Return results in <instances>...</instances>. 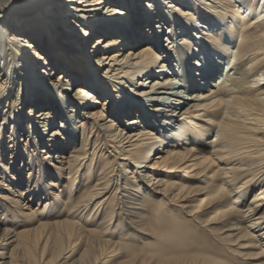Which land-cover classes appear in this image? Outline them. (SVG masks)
<instances>
[{"label":"bare ground","instance_id":"obj_1","mask_svg":"<svg viewBox=\"0 0 264 264\" xmlns=\"http://www.w3.org/2000/svg\"><path fill=\"white\" fill-rule=\"evenodd\" d=\"M0 224V264H264V0H0Z\"/></svg>","mask_w":264,"mask_h":264},{"label":"rangeland","instance_id":"obj_2","mask_svg":"<svg viewBox=\"0 0 264 264\" xmlns=\"http://www.w3.org/2000/svg\"><path fill=\"white\" fill-rule=\"evenodd\" d=\"M164 31L166 29H163ZM101 45V44H100ZM225 63V62H224ZM157 68V67H155ZM225 70V69H224ZM142 81H145L146 78L144 77L143 79H141ZM213 81H215V78H212L210 79L208 82L209 83H213ZM80 85V84H78ZM209 85V84H208ZM208 87V86H206ZM73 89V86L70 87V90ZM183 100V99H182ZM154 152V151H153ZM152 152V153H153ZM152 157V156H151ZM3 227L4 225L3 224H0V236L2 234V230H3ZM84 242H81L80 245H83ZM118 248V247H116ZM150 248V247H149ZM149 248L148 249H138V248H132L129 252H125V251H122L120 248L119 250L121 251L120 254H118V257L117 258H113V260L111 261H107L105 262L104 264H118L120 261H123V260H132L133 259V262L132 264H149V263H145L144 260H146L148 257L150 258L151 255L149 254ZM75 257L77 258L78 257V254L75 255ZM74 257V259H76ZM132 257V258H131ZM143 258H145L143 260ZM58 258L54 256V258L51 259L50 263L49 264H56ZM261 260V259H260ZM86 261V260H85ZM84 261V262H85ZM257 261V260H256ZM72 260L68 261V263L66 262L65 264H80L79 261H76V262H72ZM255 262V261H254Z\"/></svg>","mask_w":264,"mask_h":264}]
</instances>
